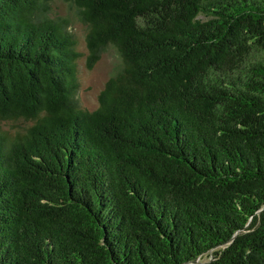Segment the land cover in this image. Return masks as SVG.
<instances>
[{
    "label": "trees",
    "instance_id": "1",
    "mask_svg": "<svg viewBox=\"0 0 264 264\" xmlns=\"http://www.w3.org/2000/svg\"><path fill=\"white\" fill-rule=\"evenodd\" d=\"M55 1L0 0V264H264V0Z\"/></svg>",
    "mask_w": 264,
    "mask_h": 264
},
{
    "label": "rangeland",
    "instance_id": "2",
    "mask_svg": "<svg viewBox=\"0 0 264 264\" xmlns=\"http://www.w3.org/2000/svg\"><path fill=\"white\" fill-rule=\"evenodd\" d=\"M56 11L62 14L70 13L67 4L62 0H56L54 3ZM72 31L77 39V49L80 56L77 60L79 89L78 98L83 107L93 110L98 106V95L104 88V85L117 61V55L113 48L109 47L102 53L92 67L88 66V54L85 35L86 26L73 16Z\"/></svg>",
    "mask_w": 264,
    "mask_h": 264
}]
</instances>
